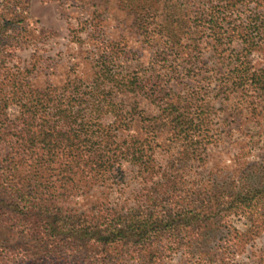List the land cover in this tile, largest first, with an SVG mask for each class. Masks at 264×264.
<instances>
[{
  "label": "rangeland",
  "instance_id": "obj_1",
  "mask_svg": "<svg viewBox=\"0 0 264 264\" xmlns=\"http://www.w3.org/2000/svg\"><path fill=\"white\" fill-rule=\"evenodd\" d=\"M166 1L0 0V14L26 19L10 68L35 69L31 80L41 88L72 82L73 98L125 105L129 127L121 126L119 137L139 140L138 147L151 158L149 165L123 162L106 183L73 199L65 208L68 214L102 206L121 215H146L155 208L167 217L173 203L161 201L162 193L153 190L169 177L178 181V194L192 201L193 211L211 203L214 216L186 226L187 234L159 237L162 244L183 248L159 256L158 264L204 259L264 264V9L248 0H182L192 29L181 39L183 49L178 43L171 55L164 38ZM251 14H257L253 22ZM253 74L262 78L261 86L249 80ZM123 78L137 85L135 92L121 90ZM167 106L193 123L175 132L161 112ZM3 154L0 148V162ZM256 190L263 199L247 218L239 214L236 197ZM7 204L0 186V241H8L0 246V264H22V250L43 249L29 242L13 245L5 223L10 215L2 209ZM86 249L75 252L63 244L68 259L57 256L59 264H91ZM114 255L103 253V258ZM137 257L125 252L115 260L137 264Z\"/></svg>",
  "mask_w": 264,
  "mask_h": 264
},
{
  "label": "trees",
  "instance_id": "obj_2",
  "mask_svg": "<svg viewBox=\"0 0 264 264\" xmlns=\"http://www.w3.org/2000/svg\"><path fill=\"white\" fill-rule=\"evenodd\" d=\"M248 1L264 9V0ZM181 2L166 1L169 28L165 29L168 33L164 38L170 45L171 55L176 54L174 49L178 43L183 49L181 39L192 29L185 21L190 14ZM251 15L253 22L257 14ZM25 22L26 19L18 16L11 18L0 14V148L4 151L0 162V186L9 201L2 209L10 215L5 223L10 224L14 246L29 242L32 247L39 244L43 249L30 254L22 250V264L66 261L63 244L75 252L87 247L86 260L91 264L97 261L99 264H122V261L116 262L115 257L125 252L136 254L137 264H158L159 256L180 250L183 245L172 242L169 246L157 239L168 233L187 234L186 226L205 218L210 221L214 216L212 204L201 212L193 211L192 201L188 203L178 194L182 189L178 181L165 177L153 192L162 193L164 199L161 201L173 203L167 217H161L155 208L146 215H121L102 206L87 207L80 214H68L65 208L73 199L89 194L99 183H106L113 171H121L123 162L143 161L149 165L151 158L144 153V147H138L139 140L121 141L119 137L120 127H129L130 111L125 105L105 98H73L77 88L72 82L41 88L31 80L35 69L10 68L14 53L23 43L20 29ZM261 79L253 74L249 80L260 85ZM119 85L123 92L136 91L137 85L129 78L121 79ZM177 110L175 114L170 106L161 108L162 115L170 121L168 124H173L178 133L179 127L184 130L194 119H187ZM108 116L111 121L106 123L104 118ZM262 194L256 190L238 195L235 203L239 214L248 218L259 208ZM16 229L18 233L14 232ZM7 244L6 239L0 241L2 247ZM103 253L115 255L104 259ZM143 255H147L146 259ZM200 264L223 262L204 259Z\"/></svg>",
  "mask_w": 264,
  "mask_h": 264
}]
</instances>
